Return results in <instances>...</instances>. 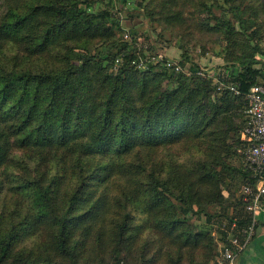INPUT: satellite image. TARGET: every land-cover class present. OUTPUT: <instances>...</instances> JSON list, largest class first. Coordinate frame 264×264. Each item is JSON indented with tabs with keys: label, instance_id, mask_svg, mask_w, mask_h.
Returning a JSON list of instances; mask_svg holds the SVG:
<instances>
[{
	"label": "rangeland",
	"instance_id": "obj_1",
	"mask_svg": "<svg viewBox=\"0 0 264 264\" xmlns=\"http://www.w3.org/2000/svg\"><path fill=\"white\" fill-rule=\"evenodd\" d=\"M54 4L77 6L79 19H62L50 10ZM16 12L23 26L19 38L0 50L1 76L27 77L30 91L45 97L53 84L44 77L68 74L75 79V98H91L94 106L105 100L123 63L136 57L135 70L151 71L146 75L148 103L165 100L185 114L201 116L205 131L184 139L180 148H157L154 159L144 163L143 185L120 200L123 214H129L124 239L110 241L106 226L103 231L76 230L68 252L58 247V227L38 217L40 203L56 194L66 172L65 157L76 170L67 198L77 192L88 169L80 170V154L73 148L27 147L21 137H10L1 167L9 179L0 186V238L11 233L17 237L2 264L19 259L115 264L116 258L122 264H212L223 242L213 220L241 210L244 166L238 144L242 108L239 101L223 97L215 83L224 71L239 72L246 59L259 62L253 68H262L257 56L264 58L258 54L264 49V0H21ZM222 19L228 28L220 25ZM117 56L119 62H112ZM164 59L181 70L166 74L161 68L149 69ZM23 92L18 87L8 98L12 112L20 109L11 135L26 118L28 105L19 103ZM138 93L135 87L128 96L141 108L143 103L134 102ZM36 125L37 119L25 125L27 132ZM110 160L122 162L116 155ZM152 176L168 183L170 193L160 205L155 202L160 191L149 185Z\"/></svg>",
	"mask_w": 264,
	"mask_h": 264
},
{
	"label": "trees",
	"instance_id": "obj_2",
	"mask_svg": "<svg viewBox=\"0 0 264 264\" xmlns=\"http://www.w3.org/2000/svg\"><path fill=\"white\" fill-rule=\"evenodd\" d=\"M20 1L0 0V50L19 38L23 20L16 11ZM50 10L64 20L75 22L79 19L80 10L75 5L54 4ZM220 25L229 27L224 19ZM258 54L264 57V49ZM118 57H113L112 62L119 59ZM257 57L254 56L256 59ZM135 59L136 57H130L123 63L117 77L109 82L110 89L105 100L94 106L91 98H75V93L71 92V89H76L75 79L68 74L44 77L45 82L50 81L53 84L50 94H46L45 97L40 96L37 91H30L32 81L27 77L9 78L0 75V186L4 178L9 179L1 171V167L10 147V137H21L22 145L27 147L73 148L80 154L77 160L80 170L89 171L77 192L67 198L66 188L76 170L69 164L71 158L65 157L66 172L58 183L56 194L54 197H48L45 203H40L38 217L58 227V247L62 252H68V242L76 230L103 231V227L106 226L110 241L124 239L129 214H123L120 200L143 185L144 163L154 159L157 148L166 147L171 150L180 148V145L184 146V139L191 140L205 131L201 116L185 114L165 100L148 103L146 75L151 71L140 73L135 70L133 66V62L137 60ZM262 59L263 63L260 64L262 68H253L252 64L259 62L246 59L241 63L239 72L236 73L234 69L228 71L231 76L228 81L237 87L239 94L229 90L221 92L228 100L239 101L242 108V123L238 132L239 147L245 111L248 107V94L255 85L264 84V58ZM157 68L166 71V74L174 73L165 66L164 61L149 66L152 71ZM141 75L144 77L140 78ZM18 87L25 89L19 103L22 105V102H26L28 106L25 109L24 124L22 123V128L18 132H14V136L11 135L10 125L19 117L20 109L17 108L15 114L12 112L13 107H8L7 103L8 98ZM135 87L139 91V96L134 102L143 103L141 108H137L133 98L128 96ZM44 101H47L46 105H43ZM36 119L37 125L27 132L25 125L33 123ZM112 155L121 157L122 162L120 164L111 162ZM84 157L87 158L85 161L82 160ZM240 174L243 181L241 188L246 184L255 183L245 164ZM211 175L215 177L214 174ZM149 185L155 192L160 191V195L155 196L156 204L160 205L166 193H170L168 183L152 176ZM39 189L40 198L43 192L41 187ZM6 195L4 194L3 198ZM240 203L241 210L235 214L245 216L241 198ZM123 217V223L120 225ZM218 218L230 219L231 215L220 214ZM15 237L17 235L11 233L0 238V264L8 256ZM14 264L35 263L19 259ZM115 264H122V260L116 258Z\"/></svg>",
	"mask_w": 264,
	"mask_h": 264
},
{
	"label": "built area",
	"instance_id": "obj_3",
	"mask_svg": "<svg viewBox=\"0 0 264 264\" xmlns=\"http://www.w3.org/2000/svg\"><path fill=\"white\" fill-rule=\"evenodd\" d=\"M127 37V36H126ZM162 58V57H161ZM161 58H152L154 61ZM260 61L262 58L258 57ZM119 62V59L116 60ZM143 62L140 58L139 60ZM168 69L181 68L175 63L166 61ZM230 74L224 71L216 79L215 87L218 91L229 90L239 94L237 87L229 82ZM248 107L245 111L241 145L239 151L244 164L250 172L254 184H246L241 188V201L244 203L245 216L231 214L230 219L218 218L213 220L216 228L223 235L219 254L212 264H236L237 259L246 251L256 234L259 216L263 210L264 200V84L255 85L248 94Z\"/></svg>",
	"mask_w": 264,
	"mask_h": 264
},
{
	"label": "crops",
	"instance_id": "obj_4",
	"mask_svg": "<svg viewBox=\"0 0 264 264\" xmlns=\"http://www.w3.org/2000/svg\"><path fill=\"white\" fill-rule=\"evenodd\" d=\"M236 264H264V200L254 239Z\"/></svg>",
	"mask_w": 264,
	"mask_h": 264
}]
</instances>
